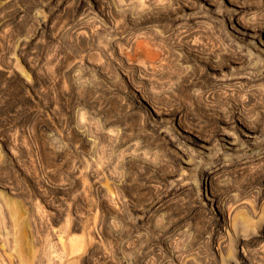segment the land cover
Segmentation results:
<instances>
[{"label": "rangeland", "instance_id": "rangeland-1", "mask_svg": "<svg viewBox=\"0 0 264 264\" xmlns=\"http://www.w3.org/2000/svg\"><path fill=\"white\" fill-rule=\"evenodd\" d=\"M241 25L264 0H0V264H264Z\"/></svg>", "mask_w": 264, "mask_h": 264}, {"label": "bare ground", "instance_id": "bare-ground-1", "mask_svg": "<svg viewBox=\"0 0 264 264\" xmlns=\"http://www.w3.org/2000/svg\"><path fill=\"white\" fill-rule=\"evenodd\" d=\"M242 29H238L239 33L243 36L249 37L252 40L257 39L259 44L261 46H264V35L262 33H259L258 31H254L248 27L242 26ZM252 134H254L253 130L248 128V131H245V136L247 138H253ZM17 263L18 264H29L28 259L21 253H17ZM10 264H13L14 260L13 259H9Z\"/></svg>", "mask_w": 264, "mask_h": 264}]
</instances>
